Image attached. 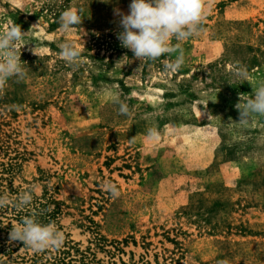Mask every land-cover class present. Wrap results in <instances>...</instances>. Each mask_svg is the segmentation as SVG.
I'll list each match as a JSON object with an SVG mask.
<instances>
[{
	"label": "rangeland",
	"instance_id": "rangeland-1",
	"mask_svg": "<svg viewBox=\"0 0 264 264\" xmlns=\"http://www.w3.org/2000/svg\"><path fill=\"white\" fill-rule=\"evenodd\" d=\"M130 3L0 0V31L37 25L21 49L27 78L0 92V194L39 186L22 212L0 209V264H56L61 251L71 264H264V118L235 123L252 87L231 75L239 64L264 80V0H210L175 73L165 70L175 54L140 62L121 47L114 9ZM67 9L83 19L66 33L58 20ZM65 41L81 53L77 69L59 55ZM149 128L159 140L147 139ZM38 203L47 220L56 211L48 222L64 233L60 249L9 239Z\"/></svg>",
	"mask_w": 264,
	"mask_h": 264
},
{
	"label": "clouds",
	"instance_id": "clouds-1",
	"mask_svg": "<svg viewBox=\"0 0 264 264\" xmlns=\"http://www.w3.org/2000/svg\"><path fill=\"white\" fill-rule=\"evenodd\" d=\"M210 0H131L128 12L115 8L114 15L119 18L118 24L122 29L116 36L121 47L129 49L134 57L142 61H156L161 56L175 54V59L165 65V70L179 71L185 63V55L181 42L198 36L204 29ZM82 9H67L59 16V26L64 32H70L82 23ZM34 25L28 31L22 30L19 24L10 22L6 30L0 31V92H3L7 82L15 79L22 82L28 76V69L21 60V49ZM173 41L175 43L173 44ZM59 55L69 67L77 69L80 64L81 53L70 41L59 45ZM35 49V48H34ZM33 49V51H34ZM35 52V51H34ZM231 75L243 82L247 81L252 87V93L241 95L235 105L239 118L235 123L247 127L255 118H264V80L253 81L249 79L246 67L236 64ZM112 102L118 105L120 115L131 114L128 104L121 100L114 92L107 93ZM161 133L157 128H149L147 139L157 141ZM264 145V136L258 139ZM102 188L109 192L113 198L119 196L117 186L111 181H105ZM39 192L38 185L30 186L18 196L0 194V209L9 206L17 210L28 207L34 196ZM38 213L22 217L17 224H12L9 233L10 241H20L24 247L34 252L46 249H60L64 243V233L54 222L43 223L38 218Z\"/></svg>",
	"mask_w": 264,
	"mask_h": 264
},
{
	"label": "trees",
	"instance_id": "trees-1",
	"mask_svg": "<svg viewBox=\"0 0 264 264\" xmlns=\"http://www.w3.org/2000/svg\"><path fill=\"white\" fill-rule=\"evenodd\" d=\"M38 204H35L32 209L34 210V213H38L39 214L40 212L43 211L42 209H44V206L41 205V204H39V205ZM37 206H39V207H37ZM32 209H27L25 212H28V215H31L32 214V211H31ZM15 210L18 211V213L22 212L21 210L20 211L17 210V209H15ZM55 213H56V211H53V212L49 213V219L48 220L46 219V216L44 214H43V217L41 216L42 214H39L38 218L41 220V222L46 223V222H48L50 220V218H52L54 216ZM0 240H1V238H0ZM3 249L4 248L1 246L0 250H3ZM68 255L69 254H68L67 251H61L58 254V256L54 258V261L57 262L56 264H71V262H72L71 260L72 259H68L69 260L68 262L66 260Z\"/></svg>",
	"mask_w": 264,
	"mask_h": 264
},
{
	"label": "crops",
	"instance_id": "crops-1",
	"mask_svg": "<svg viewBox=\"0 0 264 264\" xmlns=\"http://www.w3.org/2000/svg\"><path fill=\"white\" fill-rule=\"evenodd\" d=\"M209 146V145H208ZM214 158H215V154H214V150H213V148H210L209 147V153H208V155H207V161L205 162V166L207 165H209V164H212L213 163V161H214ZM199 162H201L200 160H199ZM223 169L224 170H228V171H226L225 172V174H224V178L229 182H232V179L234 178V175H233V173H232V169H230L229 168V166L228 165H225L224 164V166H223Z\"/></svg>",
	"mask_w": 264,
	"mask_h": 264
}]
</instances>
